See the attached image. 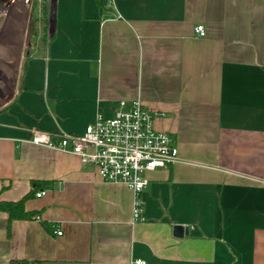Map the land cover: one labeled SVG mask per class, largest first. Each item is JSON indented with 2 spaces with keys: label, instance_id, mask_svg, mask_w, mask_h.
<instances>
[{
  "label": "crops",
  "instance_id": "obj_1",
  "mask_svg": "<svg viewBox=\"0 0 264 264\" xmlns=\"http://www.w3.org/2000/svg\"><path fill=\"white\" fill-rule=\"evenodd\" d=\"M24 1L0 16V200L46 193L25 203L40 218L0 210V264H264V0H45L32 27ZM133 99L179 153L149 173L143 221L127 185L30 141Z\"/></svg>",
  "mask_w": 264,
  "mask_h": 264
},
{
  "label": "built area",
  "instance_id": "obj_2",
  "mask_svg": "<svg viewBox=\"0 0 264 264\" xmlns=\"http://www.w3.org/2000/svg\"><path fill=\"white\" fill-rule=\"evenodd\" d=\"M14 0H5L6 15ZM42 3L44 0H38ZM198 36L206 35L203 24L195 26ZM30 141L54 149H62L90 162L104 181L124 183L134 193L133 220L143 221L141 193L150 182L149 173L165 168L179 159L172 133L156 129L154 116L141 99L120 100L111 115L98 112L82 133L34 130ZM46 189L37 191L41 197ZM59 235L61 230H57ZM134 264H146L137 258Z\"/></svg>",
  "mask_w": 264,
  "mask_h": 264
},
{
  "label": "trees",
  "instance_id": "obj_3",
  "mask_svg": "<svg viewBox=\"0 0 264 264\" xmlns=\"http://www.w3.org/2000/svg\"><path fill=\"white\" fill-rule=\"evenodd\" d=\"M45 0L41 3L42 7V15L40 16V19L44 20L45 22L47 21L46 17V11L45 9ZM39 6V1L38 0H32L31 4V13H30V19H29V26L31 25L32 27V22H37L39 17L34 16V8ZM28 43V40L27 42ZM46 182L44 181H35L33 190L27 193L24 197H22L19 200H0V210L5 211L9 214L10 220H15V219H32V218H40L39 217V212L36 210H27L25 207V203L27 199L31 198L34 196L37 192V190L45 185ZM43 224L45 226H48V224L44 221ZM32 261H29L27 259H12L8 264H31Z\"/></svg>",
  "mask_w": 264,
  "mask_h": 264
},
{
  "label": "water",
  "instance_id": "obj_4",
  "mask_svg": "<svg viewBox=\"0 0 264 264\" xmlns=\"http://www.w3.org/2000/svg\"><path fill=\"white\" fill-rule=\"evenodd\" d=\"M54 2V8H55V0H52ZM12 4V3H11ZM7 3L0 2V11H3L6 7ZM50 30L53 31L55 28V15L52 14L51 18H50ZM189 227L188 226H184L181 224H177L174 225V234L177 236L182 237L185 233H188Z\"/></svg>",
  "mask_w": 264,
  "mask_h": 264
},
{
  "label": "rangeland",
  "instance_id": "obj_5",
  "mask_svg": "<svg viewBox=\"0 0 264 264\" xmlns=\"http://www.w3.org/2000/svg\"><path fill=\"white\" fill-rule=\"evenodd\" d=\"M25 1L24 0H17L16 5L14 6V13L13 16H18L19 12L24 8ZM34 16L37 14V7L34 8L33 12Z\"/></svg>",
  "mask_w": 264,
  "mask_h": 264
},
{
  "label": "bare ground",
  "instance_id": "obj_6",
  "mask_svg": "<svg viewBox=\"0 0 264 264\" xmlns=\"http://www.w3.org/2000/svg\"><path fill=\"white\" fill-rule=\"evenodd\" d=\"M29 1H30V0H26V2H27V6H28V4H29Z\"/></svg>",
  "mask_w": 264,
  "mask_h": 264
},
{
  "label": "flooded vegetation",
  "instance_id": "obj_7",
  "mask_svg": "<svg viewBox=\"0 0 264 264\" xmlns=\"http://www.w3.org/2000/svg\"><path fill=\"white\" fill-rule=\"evenodd\" d=\"M3 1L5 2V0H0V2H3Z\"/></svg>",
  "mask_w": 264,
  "mask_h": 264
}]
</instances>
